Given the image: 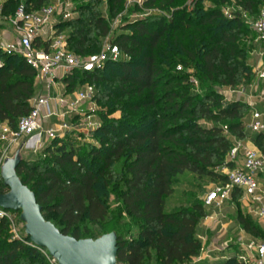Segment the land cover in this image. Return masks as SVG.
<instances>
[{"label": "trees", "instance_id": "obj_1", "mask_svg": "<svg viewBox=\"0 0 264 264\" xmlns=\"http://www.w3.org/2000/svg\"><path fill=\"white\" fill-rule=\"evenodd\" d=\"M177 1L145 0L142 8L164 15L119 25L110 42L118 47L120 60L62 80L68 93L85 84L96 89L102 111L101 125L92 133L95 143L79 149L66 134L50 142L44 160H22L16 168L44 219L53 216L51 223L62 234L80 240L115 233L117 264H184L199 257L197 229L207 216L199 181L225 182L218 169L233 167L227 161L232 139L245 138L248 108L242 101L225 99L222 92L255 80L244 44L252 30L238 11L232 19L224 16L231 0H193L191 9L178 7ZM234 1L251 19L264 5V0ZM50 2L5 0L0 13L10 17L20 5L35 11ZM100 3L80 1L78 16L58 25L59 31L70 30L67 46L78 56L97 53L111 33L109 20L97 9ZM124 3L107 0L108 13L115 16ZM131 8L130 13L139 10ZM36 93L35 71L22 57L0 49V124L15 128L30 112ZM251 141L263 150L264 132ZM186 174L197 183L193 191L183 192L185 202L167 212L166 200ZM6 192L0 177V194ZM239 195L236 190L232 197ZM237 220L245 233L263 239L250 215L239 214ZM0 264L48 262L26 236L24 242L11 239L9 222L3 219ZM214 264L242 263L230 257Z\"/></svg>", "mask_w": 264, "mask_h": 264}, {"label": "built area", "instance_id": "obj_2", "mask_svg": "<svg viewBox=\"0 0 264 264\" xmlns=\"http://www.w3.org/2000/svg\"><path fill=\"white\" fill-rule=\"evenodd\" d=\"M144 1L124 0V6L141 8ZM74 6L75 0H52L35 11H27L24 5H20L13 16L3 17L0 13V25L6 24L16 37L12 42L1 40L0 49L7 55H18L25 60L35 71L37 89L36 95L30 100V112L17 121L15 128L6 122L0 124L1 157L17 147L20 151L36 154L44 151L51 141L63 139L66 134H88L101 125L93 88L85 84L68 93L62 80L76 71L99 70L105 63L117 62L122 56L118 47L111 43H106L99 52L86 57L78 56L68 49L67 37L58 30V25L75 18L77 12ZM236 11L243 20L249 22L257 36L255 42L260 47L258 55L262 65L254 70L255 80L247 85L252 89L259 82H264V5L255 19L249 18L241 9ZM236 11L224 9L223 14L232 19ZM59 84H62L63 91L56 92ZM237 88H228L225 91L235 95L237 101H242L244 97V103L252 108L246 129L252 136L263 133L264 105L261 104L264 102V92L258 96H246L244 90ZM246 141V136L234 140L227 156V161L232 163L233 167L218 169V172L226 177V181L213 185L203 199L204 206L219 208L230 201L232 194L237 190L249 204L255 205L254 215L264 219V191L259 182V176L264 175V155L257 148H248ZM18 213L0 208V220L5 219L11 225ZM242 247L243 252L237 256L239 262L264 264V240L251 239ZM37 249L44 255L48 264H58L46 250ZM203 259L201 252L194 260L205 263Z\"/></svg>", "mask_w": 264, "mask_h": 264}, {"label": "water", "instance_id": "obj_3", "mask_svg": "<svg viewBox=\"0 0 264 264\" xmlns=\"http://www.w3.org/2000/svg\"><path fill=\"white\" fill-rule=\"evenodd\" d=\"M20 149L6 160L0 177L7 192L0 194V208L20 213L25 236L34 247L44 249L58 264H117V236L107 233L97 239H80L62 234L46 221L34 193L16 174L22 161Z\"/></svg>", "mask_w": 264, "mask_h": 264}, {"label": "rangeland", "instance_id": "obj_4", "mask_svg": "<svg viewBox=\"0 0 264 264\" xmlns=\"http://www.w3.org/2000/svg\"><path fill=\"white\" fill-rule=\"evenodd\" d=\"M3 1L5 0H0V4L3 3ZM52 1V0H51ZM82 1V0H80ZM79 1V2H80ZM85 2H87V0H83ZM193 0H178L176 5L178 7H186L188 9H191L193 7ZM79 2L76 1L75 2V11L77 12V7L79 5ZM82 3V2H81ZM97 9L100 10V13L109 20V24H110V28H111V33L110 35L102 40V44H101V48L106 44V43H111L110 39L112 36H114L115 34L118 33V27L119 25H121V23H124V21H128V20H134L137 18H145V17H149L151 15H155V14H161L164 15L163 11L161 10H157L154 8L151 9H144V8H139V10H136L132 13H130L131 10H133V8H126L125 6H123V8L118 11V13L113 16L111 14L108 13L107 11V0H101L100 4H97ZM225 10H229V11H236L237 7L235 5V1L231 0V4L230 5H226L224 7ZM78 16V13L75 14V18ZM249 26V22H246ZM251 28V27H250ZM252 30V29H251ZM69 29H64L63 31H61L64 35H67L69 33ZM257 39V36L255 34V32L252 30L251 34H250V38H248L249 42H245L244 44L246 45L248 52H249V59L248 62L250 64V60L252 58H254L259 52L260 50L258 49V47L256 46L257 43L255 42V40ZM99 50V51H100ZM98 51V52H99ZM89 85V84H88ZM93 88V91L96 93V89L90 85ZM237 89H242L245 91V94L249 95V96H258L260 93L264 92V83H258L257 86H253V88H248L246 87H238ZM223 93V92H222ZM225 94V99L229 100V93L226 94V92H224ZM256 101H259L258 99H256ZM96 103V108H97V114H99L100 111H102V107L95 101ZM246 105V107L248 108L247 113L244 117V133L246 138H251L249 131L246 129V126L249 122V118H250V110L252 109L249 105H247L246 103H244ZM264 105V102L263 104ZM99 117V116H98ZM113 117V116H112ZM115 117V116H114ZM100 119V118H99ZM101 121V120H100ZM206 125H208V123H204ZM225 135L229 138H231V136L229 135L228 132L224 131ZM92 133L90 132L88 134L85 133H70L69 136L67 137V139L69 141H71L73 143L74 146L78 147L79 149H88V145H93L95 143L94 139L92 138ZM232 139V138H231ZM233 143L234 140L232 139ZM19 150V148H14L12 149L8 155L1 157L3 155L0 154V171H1V167L3 165V163L8 160V159H12L14 157V155L16 154V152ZM259 152L264 155V149L263 150H259ZM20 159L23 161H27L29 163H37L39 162V160H44L45 156L43 151L33 154L31 152L28 151H20V155H19ZM200 184L203 186V193H200V197L203 200L205 198L206 193H208L210 191V189L213 187V185L217 184L218 181H211L207 178L202 179L201 181H199ZM195 183H197V181L195 180L194 176H191L189 174L183 175L182 177H180L178 179V182L174 185V194L172 195V197L168 198L166 201V205H165V210L167 212L171 211L173 208H175L176 206H178L179 204L185 202V197L183 192L184 191H193L192 189H194L193 185H195ZM183 194V195H182ZM111 203V208H114V202L111 198L110 200ZM225 206V205H224ZM205 209H208L205 207ZM215 208H211L210 211H214ZM20 219V213L17 214L16 219L13 221V223L10 225L9 224V233L11 236V239L13 240H18V241H25V234H24V229H23V223L19 220ZM48 220H50L49 222H54L55 218L53 216H48ZM198 235L202 237V233L197 232V238ZM199 239V238H198ZM203 250V247L201 246V251ZM184 264H202V262H198L196 260H192L189 263H184Z\"/></svg>", "mask_w": 264, "mask_h": 264}, {"label": "crops", "instance_id": "obj_5", "mask_svg": "<svg viewBox=\"0 0 264 264\" xmlns=\"http://www.w3.org/2000/svg\"><path fill=\"white\" fill-rule=\"evenodd\" d=\"M15 38L13 31L6 24L0 25V42L3 39L12 42ZM256 46L260 50V47ZM261 65L262 61L258 54L250 60V66L253 71ZM61 91H63V87L62 84H59L56 87V92ZM224 92L228 93L223 90V94H225ZM228 95L229 100L237 99L235 95H231L230 93ZM245 95L247 96V94ZM241 100L243 103L246 101L244 97ZM245 144L248 148H256L250 138H248ZM259 182L264 191V175L259 176ZM211 208L206 209L207 216L200 222L197 229V232L202 233V237L198 235V238L203 247L201 252L205 263L214 264L230 257L237 258L243 252L242 246L249 240H264V219L254 215L255 205L249 204L241 192L238 197H231L230 201L224 203L219 208H215L213 212L210 211ZM239 214L250 215L259 224L263 231V239L252 237L243 231L237 220Z\"/></svg>", "mask_w": 264, "mask_h": 264}]
</instances>
